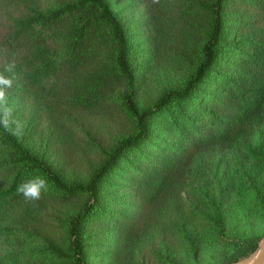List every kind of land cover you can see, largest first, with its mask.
Returning a JSON list of instances; mask_svg holds the SVG:
<instances>
[{
  "label": "rangeland",
  "instance_id": "374dc122",
  "mask_svg": "<svg viewBox=\"0 0 264 264\" xmlns=\"http://www.w3.org/2000/svg\"><path fill=\"white\" fill-rule=\"evenodd\" d=\"M107 1L128 37L133 89L114 77L96 85L97 73H110L115 55L103 24L91 29L90 57L84 64L73 62L76 53L66 40L85 9L67 14L56 26L36 25L28 44L11 43L20 20L77 0H9L1 17L0 72L14 78L7 104L23 127L22 135L14 137L68 187L85 186L106 162L97 143L110 152L137 133L123 107V93H132L142 111L166 92L183 89L211 30V11L197 1L208 7L215 0ZM223 17L222 62L218 77L201 87L202 102L179 109L171 105L150 118L148 148L127 153L100 185L99 208L83 230L89 264H224L236 258L243 243L264 239V97L255 101L244 128L230 130L227 141L199 142L226 128L232 111L223 106L231 103L226 95L242 80V68L250 69L253 45L264 47V11L258 5L230 0ZM8 65L14 66L11 73L5 71ZM262 70L251 69L250 75L264 89ZM94 97L91 107L72 103ZM1 139L0 193L23 167L3 162L15 154ZM162 152L174 157L169 177L150 183L144 177L150 174L147 163L160 167L163 160L155 158ZM21 171L27 179L23 183L45 178L47 191L39 201L19 195L0 202V264H73L69 227L88 196L60 192L40 172Z\"/></svg>",
  "mask_w": 264,
  "mask_h": 264
},
{
  "label": "trees",
  "instance_id": "16d2710c",
  "mask_svg": "<svg viewBox=\"0 0 264 264\" xmlns=\"http://www.w3.org/2000/svg\"><path fill=\"white\" fill-rule=\"evenodd\" d=\"M26 1L30 2V0ZM197 2L201 8L211 11L212 18L208 40L202 47V58L194 70L193 76L186 81L181 91L166 92L150 108L142 111H140L134 104L132 93H123V107L126 109L128 115L134 119L137 126V133L131 138L123 139L110 152L106 151V148L100 143L96 144L99 152L104 155L107 160L100 169L89 178V181L85 186L77 185L68 187L60 176L41 158L29 154L14 135L5 131V129L0 126L2 143L8 145L15 154V159L3 162H7L12 166L19 164L23 165L13 178L11 186L0 193V202L6 199H15L17 196L21 195L17 192V188L24 180H27L25 179L26 176L24 175V172L21 171L25 167L34 172H40L43 174L53 184L54 188L60 192L74 194L81 191L88 196L84 208L72 219L69 227L68 239L70 244V259L73 264H89L85 252L83 230L84 225L93 218L99 208L100 201L98 189L106 178L110 174H113V171H116V167L119 166L121 159H123L127 153L135 149L139 150L144 146H146L144 148H148L147 145L151 136L148 120L153 117H158L164 112H168L171 105H173L174 108L179 109L182 104L194 105L196 102L197 105V103H201L204 98L203 96H200L201 94H204L201 87L206 86L212 78L218 77L217 68L220 67L222 62V36L226 26L223 12L230 0H215L214 3L208 5V7L201 1ZM248 3L249 6L258 5L264 11V0H248ZM8 6L9 0H0V23L1 17L6 13ZM80 9L86 10L85 17L81 22L76 24L66 40L67 46L71 48V53H76L74 55L75 58L72 59L73 62L84 64L87 58L90 57L87 52L91 29L97 25L103 24L107 27V30L110 33L109 36L111 38V43L115 47V55L110 73H106L108 75L102 72L97 73V79L94 78L96 79V85L98 84L102 87L108 83L110 78L114 77L117 80L125 81L129 88L133 89L135 85V76L131 66V53L128 37L123 25L112 11L107 0H77L73 5H66L51 13L38 14L34 17L20 20L9 39L14 45L28 44L33 37H35L32 30L36 25H44L47 27L56 26L67 14ZM261 46L262 45L260 44L253 45V52L252 54H249L251 57H249L248 60L251 63L250 69L245 70L242 68L240 75V79L242 80H238L237 83L232 86V91L226 95L231 103L229 105L224 104L223 106L228 112L232 110L227 123L225 122L226 128L223 127L219 132L215 131L207 137H202L199 139V142L212 145L215 141L225 142L228 139L231 129L232 131H236L245 127L246 119L254 112L255 101L264 97V89L259 87L258 78L256 79V76L250 75L251 69L257 68L260 70L263 69L262 71H264V47ZM95 98L96 97L91 100L83 98L73 99L72 103L75 106L83 105L85 107H91L94 104ZM230 106H234V109H230ZM190 110L194 111L195 108L191 107ZM176 125L177 123H174V126ZM179 134H181V132ZM163 152L155 158V160L159 158L163 160V164L160 167L152 165V160L147 163L148 168L150 169V174L144 177L148 178L150 183L158 179H162L165 182L169 177V164L174 157ZM142 170L143 168L138 169L140 175ZM259 243L260 240H252L243 243L239 252L235 256L236 258L233 261H227V263H235L250 257L258 250Z\"/></svg>",
  "mask_w": 264,
  "mask_h": 264
},
{
  "label": "clouds",
  "instance_id": "9594fccd",
  "mask_svg": "<svg viewBox=\"0 0 264 264\" xmlns=\"http://www.w3.org/2000/svg\"><path fill=\"white\" fill-rule=\"evenodd\" d=\"M13 65H8L5 71L11 73ZM14 78L5 76L0 72V126L12 135L21 136L23 127L20 122L12 119L13 109L7 104V90L13 88ZM15 125V128L12 126ZM47 191V180L43 177H35L18 186L17 192L23 196L26 201H39L42 193Z\"/></svg>",
  "mask_w": 264,
  "mask_h": 264
},
{
  "label": "water",
  "instance_id": "95a60500",
  "mask_svg": "<svg viewBox=\"0 0 264 264\" xmlns=\"http://www.w3.org/2000/svg\"><path fill=\"white\" fill-rule=\"evenodd\" d=\"M232 264H264V239L259 243V248L250 257Z\"/></svg>",
  "mask_w": 264,
  "mask_h": 264
}]
</instances>
